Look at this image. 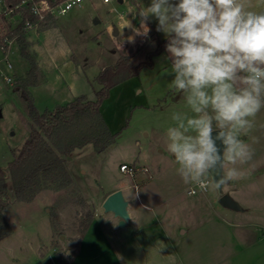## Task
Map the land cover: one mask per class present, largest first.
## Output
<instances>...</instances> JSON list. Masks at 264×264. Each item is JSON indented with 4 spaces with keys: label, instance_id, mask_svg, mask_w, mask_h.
I'll use <instances>...</instances> for the list:
<instances>
[{
    "label": "rangeland",
    "instance_id": "obj_1",
    "mask_svg": "<svg viewBox=\"0 0 264 264\" xmlns=\"http://www.w3.org/2000/svg\"><path fill=\"white\" fill-rule=\"evenodd\" d=\"M150 3L83 0L47 24L28 28L30 49L40 66L38 84L30 87L38 110L54 109L80 95L95 100L100 87L96 76L121 54L133 53L135 62L144 61L166 37L157 30L145 35L139 17L129 11ZM247 5L264 11V0H247ZM20 21L21 14H0V35ZM129 22L132 27H124ZM157 24L153 17L146 26ZM8 51L5 58L0 47V71L15 81L29 64L15 40ZM167 56L166 50L156 55L152 67L111 89L101 110L110 130L119 132L114 144L96 152L88 143L66 156L78 192L43 189L32 200L19 201L9 184L11 202L4 215L12 232L0 240V264H68L88 215L101 226L102 235L89 252L97 250V256L89 255L91 264H264V108L251 118L253 129L240 136L254 150L253 158L224 168L225 175L230 167L244 173L222 188L243 210L219 203L211 175L207 189L189 193L195 184H185L179 175L167 148V130L177 125L174 113H193L173 89ZM0 113V166L5 167L31 126L25 99L1 73ZM123 163L147 170L130 175L120 170ZM116 190L129 202L130 220L123 228L103 208Z\"/></svg>",
    "mask_w": 264,
    "mask_h": 264
},
{
    "label": "clouds",
    "instance_id": "obj_2",
    "mask_svg": "<svg viewBox=\"0 0 264 264\" xmlns=\"http://www.w3.org/2000/svg\"><path fill=\"white\" fill-rule=\"evenodd\" d=\"M129 13L139 17L145 35L147 22L158 21L173 89L193 113H174L177 125L167 130V148L184 183L205 190L212 174L216 187L242 178L236 167L226 175L224 168L254 155L240 136L264 108V11L250 10L247 0H151Z\"/></svg>",
    "mask_w": 264,
    "mask_h": 264
},
{
    "label": "trees",
    "instance_id": "obj_3",
    "mask_svg": "<svg viewBox=\"0 0 264 264\" xmlns=\"http://www.w3.org/2000/svg\"><path fill=\"white\" fill-rule=\"evenodd\" d=\"M20 1L11 0L13 3ZM47 1L57 5L64 0ZM30 5L31 2L22 8L18 25L2 34L16 41L21 57L29 64L26 74L16 79L13 87L25 99L31 128L23 145L13 150V159L5 167L0 166V240L12 232L4 215L11 202L9 184H12L14 197L19 201H30L43 189L78 192L66 156L88 143L93 144L96 152H102L116 142L119 132L110 130L102 114V104L109 98L111 89L138 76L143 68L152 67L153 58L165 51L167 44L166 38L159 40L157 47L148 52L144 61L137 63L133 60V53H124L114 64L104 67L95 78L100 86L95 100L80 95L65 105L39 111L30 91V87L38 84L39 78V63L30 49L28 28L25 26L26 19L32 22L37 20ZM54 18L48 14L40 24L45 25ZM155 29L150 25L148 35H153ZM92 220L93 217L88 215L83 222V234Z\"/></svg>",
    "mask_w": 264,
    "mask_h": 264
},
{
    "label": "built area",
    "instance_id": "obj_4",
    "mask_svg": "<svg viewBox=\"0 0 264 264\" xmlns=\"http://www.w3.org/2000/svg\"><path fill=\"white\" fill-rule=\"evenodd\" d=\"M82 1L83 0H64L63 2L57 5H53L47 0H22L19 3H13L11 2V0H0V14H3L5 16L21 14L22 8L31 2L30 9L31 12L37 17V20L35 22H32L30 19H26L25 26L27 28H33L43 22L48 14H51L53 16L63 15L70 11L75 5H79ZM103 2L109 3L111 2V0H103ZM13 40L14 39H8L6 36L3 35L0 36V47L4 51L5 58H7V55L9 53V45L12 44ZM7 66L8 68L12 67L11 63L9 62L7 63ZM0 73L8 82H11L12 85L14 84V80H12V78L7 77V75H5L2 71H0ZM120 170L124 173L134 175L138 171H146L147 169L145 167L143 168L123 163L120 165ZM197 189L200 188L197 185H194V187L189 190V193H195Z\"/></svg>",
    "mask_w": 264,
    "mask_h": 264
},
{
    "label": "water",
    "instance_id": "obj_5",
    "mask_svg": "<svg viewBox=\"0 0 264 264\" xmlns=\"http://www.w3.org/2000/svg\"><path fill=\"white\" fill-rule=\"evenodd\" d=\"M120 2L122 1L120 0ZM116 33L117 31H115V34ZM0 117H1V113H0ZM213 175L215 176V174H212L211 178L213 184L215 185V181L213 180ZM215 178L218 179L219 177L217 176ZM223 185L221 187H216L215 185L217 191L220 193V197L218 199L219 203L226 208L236 211H242L243 207L237 200H235L229 193H222ZM128 204L129 202L125 199L123 195V191L116 190L112 192L110 195H108V197L105 199V201L103 202V208L107 212H113L114 215L119 218V227L123 228L130 220Z\"/></svg>",
    "mask_w": 264,
    "mask_h": 264
},
{
    "label": "crops",
    "instance_id": "obj_6",
    "mask_svg": "<svg viewBox=\"0 0 264 264\" xmlns=\"http://www.w3.org/2000/svg\"><path fill=\"white\" fill-rule=\"evenodd\" d=\"M56 16L57 15L54 16L55 19H56ZM156 29H157V26H156ZM156 29H155V33H156ZM75 61H76V58H75ZM39 69H40V66H39ZM100 231H101V226L97 224L96 219L93 218L88 229L80 238L77 251L68 264H91L88 261L90 259L89 255L92 253L97 256L96 254L97 250H95V252H91V253L89 252L92 251L91 249L94 250L97 244H99L100 238L102 236Z\"/></svg>",
    "mask_w": 264,
    "mask_h": 264
}]
</instances>
